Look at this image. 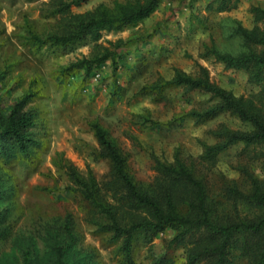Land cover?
Instances as JSON below:
<instances>
[{
    "label": "rangeland",
    "instance_id": "obj_1",
    "mask_svg": "<svg viewBox=\"0 0 264 264\" xmlns=\"http://www.w3.org/2000/svg\"><path fill=\"white\" fill-rule=\"evenodd\" d=\"M47 1L0 0V111L7 115L18 98L34 94L27 110L38 115L34 132L43 143L33 159L6 161L0 156V190L8 191L0 204V209H8L0 221V263L22 264V252L30 244L43 256L48 238L64 234L70 219L77 247L91 252L95 264H123L122 240L102 230L108 219L77 191L67 174L69 166L83 178L92 174L101 201L117 209L123 224L138 216L113 197L111 164L101 156L91 127L95 121L126 155L129 173L141 189L165 184L159 164L181 160L223 204L222 214L246 216L247 208L227 200L225 190L236 184L249 193L250 176L264 181V147L236 144L212 158L205 156V148L218 142L212 132L221 125L242 131L249 127L229 114L205 124L186 117L192 109L213 104L202 92L170 90L162 102L138 93L160 77L171 79L176 70L196 76L202 66L213 83L264 109V83L252 81L247 70L227 69L204 56L213 44L222 52L242 51L241 39L232 35L233 21L249 30L263 28L252 8L264 9V0H232L236 7L224 12L209 6L214 0H160L149 18L122 31H103L98 42L87 37L66 49H38L29 39L31 33L46 38L63 26L59 18L49 16ZM132 1L88 0L72 11L85 14L99 6L112 9L116 3ZM119 40L120 46L115 45ZM107 49H116L121 57L116 72L111 60L90 74L81 68L67 69ZM175 235L167 229L151 240L139 239L133 249L135 261L153 264L164 256V264H184L186 245L169 246Z\"/></svg>",
    "mask_w": 264,
    "mask_h": 264
},
{
    "label": "trees",
    "instance_id": "obj_2",
    "mask_svg": "<svg viewBox=\"0 0 264 264\" xmlns=\"http://www.w3.org/2000/svg\"><path fill=\"white\" fill-rule=\"evenodd\" d=\"M87 1H47L45 4L50 8L49 16L59 18L62 29L46 38L31 33L30 41L38 49L45 46L66 49L87 37L98 42L103 31H122L128 26L137 25L149 18L160 5V0H133L125 4L116 3L112 9L99 6L89 13H73V7H81ZM231 1L214 0L209 6L216 7L218 12L230 11L236 7V3L231 4ZM252 12L263 28L249 30L240 22L233 21L232 35L241 39L242 51L237 54L222 52L213 44L206 48L204 56L213 57L227 69L247 70L252 81L264 83V9L254 7ZM121 41L115 45L120 46ZM120 58L116 49H107L101 56L80 60L67 69L81 68L90 74L94 68L111 60L116 72ZM175 89L202 92L210 95L214 101L206 108L192 109L185 114L196 123L205 124L220 115L229 114L249 127L242 131L221 125L212 132L218 142L206 146V157L212 158L236 144L264 147V109L243 101L232 91L213 83L205 67L200 66L196 76L176 70L171 79L160 77L144 85L138 94L162 102L166 99V93ZM33 98L34 94L27 93L17 99L7 115L0 111V156L6 161L18 157L33 159L43 145L34 132L38 115L27 110ZM91 127L101 156L111 164L114 179L110 185L113 186L114 199L127 204L138 216L123 224L117 209L101 201L99 186L92 174L87 179L83 178L72 166L67 168V174L77 191L108 219L109 224L102 226V230L112 232L114 239L122 240L120 251L123 264H138L133 256L136 241L141 238L151 240L167 229L176 231L169 246L186 245L184 264H235L238 260L246 264H264V181L250 176L249 193L240 190L236 184L226 188L225 198L239 201L248 210L246 216L230 217L227 212L221 213L223 204L210 196L206 184L181 160L175 165L159 164L166 178L165 184H159L153 190L141 189L129 173L126 155L109 131L98 121L93 122ZM6 194L8 191L0 190V204L7 198ZM6 210L8 213V209H0V221L5 218ZM77 245L78 239L72 231L71 220L67 219L64 234L61 232L48 238L44 255H41L35 244H30L22 252V264H95L93 254ZM163 259L164 256L153 264H164Z\"/></svg>",
    "mask_w": 264,
    "mask_h": 264
}]
</instances>
